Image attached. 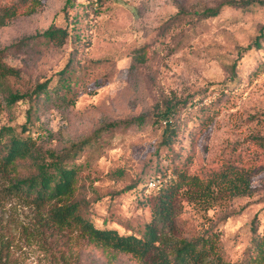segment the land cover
<instances>
[{
    "label": "rangeland",
    "instance_id": "rangeland-1",
    "mask_svg": "<svg viewBox=\"0 0 264 264\" xmlns=\"http://www.w3.org/2000/svg\"><path fill=\"white\" fill-rule=\"evenodd\" d=\"M89 1L42 0L36 12L0 25L4 60L19 69L8 80L10 89L48 79L51 93L31 109L27 100L5 107L0 126L31 137L43 154L104 128L69 162L80 167L75 195L82 211L95 225L121 234H141L150 221L157 188L152 178L166 179L174 168L202 174L222 160H256L251 196L210 210L207 220L182 200L172 225L177 237L212 225L226 257L237 258L253 215L264 224V159L254 145L264 138V38L259 48H247L264 24V4L223 6L200 18L195 10L224 0ZM50 25L67 30L61 46L40 35ZM144 45L146 61L133 65L134 50ZM66 63L70 91L58 77ZM165 105L173 111L159 117ZM28 164L18 161L10 175L27 174ZM7 176L0 173V222L9 228L13 264H50L57 254L77 264H150L78 230L48 229L40 243L23 232L31 231L36 209L6 193Z\"/></svg>",
    "mask_w": 264,
    "mask_h": 264
},
{
    "label": "trees",
    "instance_id": "trees-1",
    "mask_svg": "<svg viewBox=\"0 0 264 264\" xmlns=\"http://www.w3.org/2000/svg\"><path fill=\"white\" fill-rule=\"evenodd\" d=\"M88 2L90 6L93 3ZM263 4L264 0H224L215 6L195 10L194 13L205 18L217 15L223 6L245 9ZM42 5V0H16L11 4H0V25L18 15L34 13ZM40 35L53 45L61 46L68 33L63 27L50 25ZM263 38L264 24L258 28L247 48L251 45L259 48ZM144 49L145 45L134 50L131 56L133 65L146 61ZM18 76L19 69L4 60L3 50L0 49V113L5 107L21 100H27L31 109L40 97L50 98L48 79L39 81L26 90H11L8 80ZM58 77L64 84L65 91H70L68 63L58 71ZM172 111V105H165L159 112V117L167 118ZM103 129H97L94 136L75 142L59 152L47 149L43 154L31 137L15 133L9 125L0 126V173L8 174L4 189L7 194L36 209L37 217L31 231L24 227L23 232L37 235L41 243V238L48 229L58 232L78 230L90 241L114 251L131 254L140 260L146 259L150 264H264V224L260 225L256 213L250 221L247 244L233 260L226 257L220 233L212 225H201L198 232L189 237L173 236L172 227L179 213L178 202L182 200L207 220L210 210L226 208L233 198L251 196L254 191L256 160H251L246 165L222 160L217 168L202 174L174 168L166 179L152 178L150 181L157 188L151 207V219L144 223L141 234H121L115 228L95 225L85 211H82V203L75 195L80 167L69 161L74 159L84 145L96 143V137ZM169 131L165 128L163 133L167 135ZM254 145L264 159V138L254 139ZM20 160L29 162L30 171L27 174L10 175ZM11 249L9 228L0 222V264H13ZM50 264L77 263L65 255L57 254L52 257Z\"/></svg>",
    "mask_w": 264,
    "mask_h": 264
}]
</instances>
